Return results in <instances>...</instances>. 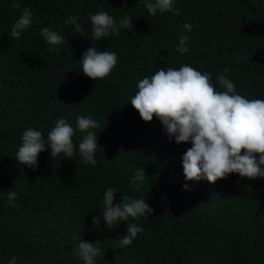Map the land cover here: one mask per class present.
Returning a JSON list of instances; mask_svg holds the SVG:
<instances>
[{"label":"trees","instance_id":"1","mask_svg":"<svg viewBox=\"0 0 264 264\" xmlns=\"http://www.w3.org/2000/svg\"><path fill=\"white\" fill-rule=\"evenodd\" d=\"M19 2L16 9L12 0H0V264L13 256L16 264H84L79 243L97 241L96 264H264V178L230 174L214 184L186 182L182 156L191 144L169 140L155 117L143 122L130 104L144 76L185 64L211 74L214 85L225 75L238 94L264 99V0H175L179 14L155 15L143 0ZM26 7L32 24L16 40L8 33ZM98 11L117 24L131 17L133 30L96 40L90 16ZM68 16L79 18L83 35L64 24ZM185 23L190 32L183 31ZM43 27L64 37L59 51L44 41ZM181 34L189 37L183 54L176 51ZM91 46L117 55L103 80L81 74L79 61ZM77 116L99 125L89 129L97 138L95 166L79 157L86 133L78 130ZM58 119L74 129L72 159L44 151L35 170L18 164L22 133L40 131L47 147ZM137 168L147 178L134 188ZM108 188L116 190L114 203L128 195L146 198L153 209L126 222L143 232L123 248L118 239L127 225L109 230L103 222ZM9 190L16 192L12 202Z\"/></svg>","mask_w":264,"mask_h":264},{"label":"clouds","instance_id":"2","mask_svg":"<svg viewBox=\"0 0 264 264\" xmlns=\"http://www.w3.org/2000/svg\"><path fill=\"white\" fill-rule=\"evenodd\" d=\"M175 0H143L147 13L155 15L173 12ZM12 7L20 9L19 0H12ZM30 8H24L11 26L8 35L20 40L21 33L32 24ZM131 17L116 19L107 12L98 11L90 16L92 35L96 40L110 34L119 35L120 29L133 30ZM79 18L68 16L64 24L73 25L75 31L83 35L84 29ZM192 25L185 23L184 32H190ZM40 35L52 46L50 50L59 51L56 46L65 43L58 31L43 27ZM187 35L178 37L176 51L187 53ZM81 74L90 80H103L110 75L117 63V55L111 51H100L89 47L80 59ZM225 73L228 69L224 70ZM217 85L219 87H217ZM87 99V98H86ZM132 108L140 119L151 122L157 119L169 140L177 145L191 144L182 156V169L185 181L206 180L214 184L238 174L241 178L255 180L264 178V99H249L238 94L236 85L225 75H217L214 85L212 75L201 72L189 65L176 68H160L154 75L144 76L137 84V91L130 100ZM76 125L81 133H86L78 143L79 157L85 164L95 166L97 150L96 134L89 129L99 125L92 117L77 116ZM74 129L64 119H58L47 134V147L40 131L28 128L22 133L21 146L16 153V161L35 170L38 156L49 151L52 157L63 154L64 159H72L77 145L73 142ZM144 168H137L130 183L138 188L146 180ZM183 190L187 191V183ZM116 190L108 188L103 195V222L109 230L119 227L120 222L127 225L126 234L120 236L121 248L131 245L143 228L136 223H126L131 218L149 216L153 209L145 202L146 198H133L121 195L116 200ZM7 199H16V192L9 190ZM98 222V217H94ZM93 219V222H94ZM98 245L80 242L78 255L84 264H96L95 258L102 254ZM16 264V257L9 260Z\"/></svg>","mask_w":264,"mask_h":264}]
</instances>
